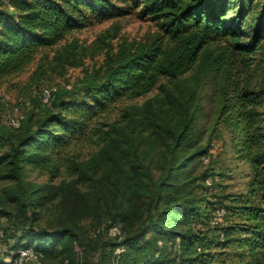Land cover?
Here are the masks:
<instances>
[{
	"label": "trees",
	"instance_id": "trees-1",
	"mask_svg": "<svg viewBox=\"0 0 264 264\" xmlns=\"http://www.w3.org/2000/svg\"><path fill=\"white\" fill-rule=\"evenodd\" d=\"M134 7L140 16L157 20L156 34L121 41L116 49L106 37L91 43L67 40L49 62L76 63L106 45L103 64L81 80L82 96L65 97L56 89L54 108L34 126L0 129V145L7 144L0 151V175L11 179L9 198L24 217L19 223L18 213L12 214L11 253L9 258L1 254L0 264H16L17 250L23 246L43 252L44 264H221L219 254L233 244L251 257L244 264H264V124L257 107L264 101V88L232 85L228 79L235 50L248 52L264 44V0H0V84L25 70L40 48ZM222 38L230 42L217 51L209 48ZM193 65L196 84L205 74L219 73V115L231 132L232 150L252 169L245 193L225 194L232 198L230 203L210 198L216 171L197 173L199 161L208 163L204 156L209 161L214 155L209 151L214 140L201 141L195 87L179 94L161 82L163 77L177 79ZM41 67L38 63L33 72ZM157 84L163 97L131 106L125 113L127 124L100 119L118 99L144 94ZM146 130L164 143L157 177L138 153ZM87 142L99 145L88 159L71 150ZM27 165L45 168L51 175L65 165L79 179L93 182L103 168L105 189H96L94 202L81 213H64L56 225L44 226L38 221L39 207L62 191L54 183L29 180ZM208 177L211 184L206 183ZM219 207L225 208L223 220L213 224L211 216ZM1 213L11 211L0 207ZM234 213L240 218L225 219ZM90 214L100 220L86 234L76 218ZM113 223L121 235L109 233ZM0 229L4 236L5 227Z\"/></svg>",
	"mask_w": 264,
	"mask_h": 264
},
{
	"label": "rangeland",
	"instance_id": "rangeland-1",
	"mask_svg": "<svg viewBox=\"0 0 264 264\" xmlns=\"http://www.w3.org/2000/svg\"><path fill=\"white\" fill-rule=\"evenodd\" d=\"M159 30L160 27L155 18L140 16L138 7H134L127 14L95 20L85 27L72 30L59 43L40 48L36 52L33 62L25 70L11 75L3 84H0V129L10 128L15 131L19 127L9 124V115L19 117L20 125L27 128L34 126L37 119L48 108H54L52 97L49 100H44L43 89L45 87L54 85L58 92H61L65 97L82 96V92L78 91L79 86L82 85L81 80L92 69L103 64L106 45L79 57L76 63L62 65L49 62L59 47L64 45L67 40L77 38L79 42L91 43L99 37H106L111 43L112 49H116L121 41H141L156 34ZM229 42L230 40L222 38L211 42L209 48L217 51ZM38 63H42V67L38 72H33ZM196 75L197 66L193 65L182 72L177 79L170 80L163 77L161 82H165L179 94H184L183 89L187 91L190 90V87H195L194 97L198 99L201 105V113L197 122L202 133L201 141L213 139L218 143L211 160H207L208 163L199 161L196 168L197 173H203L204 170L216 171L214 186L209 191L210 198L222 199L221 201L230 203L232 198L225 197V194L245 193L249 186L252 169L247 161L239 158L232 150L231 132L219 115V108L222 104L219 73L214 70L205 74L200 78L198 84H196ZM228 79L232 85L236 83L239 86L252 89L264 88V44L248 52L235 50L228 69ZM163 95L164 92L157 84L152 90L144 94L122 97L101 112L100 119L105 123L125 125L128 122L125 113L131 106L142 107L147 100L151 99L152 102H156ZM257 107L262 111V123L264 124V101ZM144 133L147 134V137L144 141H138V153L142 160L150 166L154 177H157L163 163L164 143L161 138L149 136L148 130ZM6 147L5 141V144L0 145V151ZM98 148V144L87 142L80 146L74 145L71 150L77 153L80 158L88 159L97 153ZM104 171L105 169L101 168L96 174L98 181L93 182L79 179L76 173L69 171L65 165L61 167V172L57 175H51L45 168L27 165L26 175L29 180L34 183L48 181L54 183L62 191L59 196L39 207V223L44 226H54L64 213H75V215L81 213L88 204L94 202L96 189H105L102 176ZM11 185V179L0 175V207L11 211V214H0V226L5 227L6 230L5 235L0 236V255L3 254L7 258L10 257L11 253L8 251L10 243L14 240L11 216L17 212L16 220H19V223L24 220L23 212L19 211L16 202L9 198L8 192ZM146 203L147 198L145 196L140 206L144 208ZM105 205L102 204V206ZM140 206L139 210L141 209ZM229 218L239 219L240 215L237 213L227 214L225 219ZM76 219L84 233L91 234L100 217L97 218V216L90 214ZM240 251L241 247H236L234 244L225 248L224 252L219 254L221 264H244L251 259L249 254ZM30 263V260H27L25 264Z\"/></svg>",
	"mask_w": 264,
	"mask_h": 264
},
{
	"label": "built area",
	"instance_id": "built-area-1",
	"mask_svg": "<svg viewBox=\"0 0 264 264\" xmlns=\"http://www.w3.org/2000/svg\"><path fill=\"white\" fill-rule=\"evenodd\" d=\"M57 89L56 86H50V87H45L43 89V96L44 100H49V98L53 97L54 91ZM8 122L9 124L13 126H18L20 124V119L16 115H9L8 117ZM218 147L217 141H213L209 151L211 154L215 153L216 148ZM208 156H204V161L208 160ZM213 182L212 177H208L206 179L207 184H211ZM225 213V208L224 207H219L214 210L212 216H211V223L216 224L219 223L223 220V215ZM2 233V230L0 229V234ZM109 233L110 234H118L121 235V229L118 224L113 223L109 227ZM122 247H117V250H120ZM27 260H30V264H44V259H43V252L37 251L34 247L32 246H23L18 248L17 250V255L15 257V263L16 264H25Z\"/></svg>",
	"mask_w": 264,
	"mask_h": 264
}]
</instances>
